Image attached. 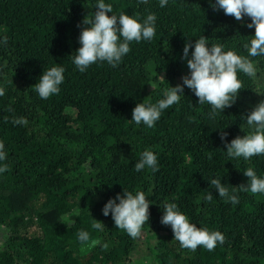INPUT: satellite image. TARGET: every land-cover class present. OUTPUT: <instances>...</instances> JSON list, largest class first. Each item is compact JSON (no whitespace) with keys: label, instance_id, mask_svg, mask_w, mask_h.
Segmentation results:
<instances>
[{"label":"trees","instance_id":"16d2710c","mask_svg":"<svg viewBox=\"0 0 264 264\" xmlns=\"http://www.w3.org/2000/svg\"><path fill=\"white\" fill-rule=\"evenodd\" d=\"M105 2L117 15L155 13L156 35L131 42L118 67L96 63L81 73L72 56L94 0H0V143L7 154L0 162L7 166L0 174V264H264V194L239 191L249 179L245 169L264 177V155L229 161L221 140L249 131L242 117L264 100V57L249 58L255 77L238 73V98L214 118L185 87L155 127L131 120L138 102L155 103L169 85L182 84L187 42L203 35L209 47L222 43L246 57L243 45L255 32L246 26L250 18L225 15L211 6L215 0H168L164 8L159 0ZM53 66L64 68V82L57 95L41 99L34 85ZM20 117L28 123L14 125ZM146 149L157 155L158 170L136 172ZM210 177L229 192L236 187L239 204L219 197ZM123 188L151 202L135 238L102 213ZM166 202L197 227L221 232L224 242L212 251L181 247L161 223ZM73 210L79 215L65 220ZM94 219L102 231L92 228ZM80 230L99 243L82 246Z\"/></svg>","mask_w":264,"mask_h":264},{"label":"clouds","instance_id":"9594fccd","mask_svg":"<svg viewBox=\"0 0 264 264\" xmlns=\"http://www.w3.org/2000/svg\"><path fill=\"white\" fill-rule=\"evenodd\" d=\"M211 3V0H209ZM168 0H159V7L164 8ZM214 9L223 10L225 15H231L236 20L244 17L250 18L248 28H254L251 36L243 47L247 56H241L235 51L228 49L222 43H210L201 35L194 42H187L183 48L182 59L186 61L189 73L182 77V84L165 88L161 98L155 103L151 101L138 102L132 110L131 120L136 125H144L147 128L155 127L164 110L178 104L184 95V88L190 89L201 104L210 105L209 116L215 117L223 113L225 108L235 103L242 88V82L238 73L249 77H255L256 68L250 57H264V0H215L211 5ZM94 12L84 17L79 35L80 47L72 56V63L81 73L89 66L96 63L106 62L113 68L120 65L123 58L131 51L130 43L135 41H151L156 35L157 17L155 13H149L146 17L139 14L129 15L120 12L118 15L113 11V5L105 0H94ZM111 13V15H109ZM192 49L191 54L189 50ZM190 55V58H189ZM64 68L53 66L44 69L34 85L35 91L41 99H48L57 95L64 82ZM152 88L153 85L151 84ZM4 94L0 88V96ZM242 119L247 124L249 131L243 136H237L231 142H227V133L221 136L225 142L226 154L229 161L242 158L247 161L253 156L264 155V100L251 108ZM28 121L23 118H15L14 125H26ZM4 144L0 143V162L6 160ZM152 171L158 170L157 155L151 150H144L134 168L141 172L145 168ZM7 171V166H0V174ZM248 177L246 184L239 186V191L253 194H264V177L258 176L252 168L243 171ZM211 188L218 192V196L224 198L232 205L239 204L237 188L231 192L222 183L221 178H209ZM212 199V194L207 196ZM150 201L142 191H127L123 188L122 194L110 198L102 208L104 216L111 214L114 224L118 229L127 232L130 237L140 235L141 229L149 220ZM161 223L170 225L174 239L181 247L196 250L203 247L208 251L215 249L218 243L224 242V236L219 231H209L206 228L197 227L190 222L189 218L178 208L176 203L166 202L162 205ZM75 210L69 212L65 220L73 221L70 217L78 216ZM64 222V221H62ZM104 224L96 219L92 228L102 231ZM77 239L82 246H95L98 240L91 239L89 232L80 230Z\"/></svg>","mask_w":264,"mask_h":264}]
</instances>
